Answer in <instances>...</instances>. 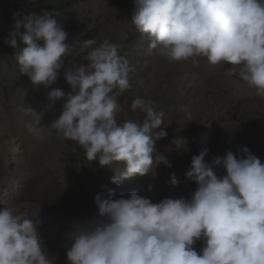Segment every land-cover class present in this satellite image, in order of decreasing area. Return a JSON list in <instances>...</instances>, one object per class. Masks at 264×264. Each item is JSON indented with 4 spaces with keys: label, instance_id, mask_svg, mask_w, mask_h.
Returning <instances> with one entry per match:
<instances>
[{
    "label": "clouds",
    "instance_id": "obj_1",
    "mask_svg": "<svg viewBox=\"0 0 264 264\" xmlns=\"http://www.w3.org/2000/svg\"><path fill=\"white\" fill-rule=\"evenodd\" d=\"M131 24L149 35L148 49L170 62L205 57L212 65H230L227 75L254 87L264 98V0H133ZM53 12L14 14L6 43L13 49L19 72L31 82L49 88L64 68L71 91L52 88L50 107L63 100L51 128L85 151L86 159L113 169L110 182L119 186L137 175L154 174L171 162L155 155L156 141L166 137L165 112L139 96L131 110L144 114L142 122L118 123L123 111L119 97L131 88L135 65L106 38L81 43L88 63L65 65L76 44ZM23 29V31H21ZM22 42L24 47H20ZM42 42V43H41ZM95 45V47H93ZM29 131L40 136L42 114L28 106ZM183 142H186L183 138ZM181 140L172 143L182 148ZM203 148L191 158L186 177L197 184L191 198H150L131 191L113 198L114 189L97 193L98 217L76 221L66 233L69 264H264V163L245 146L243 155L228 150L205 160ZM123 162V169L118 167ZM114 165H116L114 167ZM222 167L226 174L217 175ZM170 183H179L171 174ZM152 185L148 186V190ZM39 221L28 213L0 206V264H53L43 245ZM203 241L198 252L193 245Z\"/></svg>",
    "mask_w": 264,
    "mask_h": 264
},
{
    "label": "rangeland",
    "instance_id": "obj_2",
    "mask_svg": "<svg viewBox=\"0 0 264 264\" xmlns=\"http://www.w3.org/2000/svg\"><path fill=\"white\" fill-rule=\"evenodd\" d=\"M133 10V0H82L62 10L47 11L56 13L58 24L75 38L86 36L85 40L94 39L97 44L110 39L135 65V72L130 74L131 88L119 97L123 111L117 114L118 123L143 121L144 114L130 107L137 96L153 101L156 110L165 112L163 126L168 135L156 141L155 155L165 156L172 166L160 163L154 174L137 175L119 186L110 182L112 168L88 161L81 146L66 141L50 126L63 100L50 107L48 92L52 88L71 91L64 68L46 89L20 74L12 52L0 51V206L7 204L40 222L38 231L53 264H69L66 233L73 222L98 217L94 197L97 193L106 197L104 185L115 190L113 198L122 197V187L129 184L127 196L136 191L153 202L190 199L197 186L181 177L190 167L191 158L203 148L209 149L205 160L210 162L228 150L243 155L241 149L246 146L264 163V98L256 95L254 87L227 75L230 65H212L205 57H197V67L191 59L170 62L150 51L149 35L136 31L131 24ZM3 29L0 19V42ZM88 51L81 46L74 48L65 65H86ZM29 105L42 114L40 136L27 127L32 117L23 110ZM176 138L186 141L180 149L172 143ZM118 167L123 169V162ZM215 171L217 175L226 174L222 167ZM171 174L179 181L175 186L170 183ZM193 247L199 254L203 241Z\"/></svg>",
    "mask_w": 264,
    "mask_h": 264
},
{
    "label": "trees",
    "instance_id": "obj_3",
    "mask_svg": "<svg viewBox=\"0 0 264 264\" xmlns=\"http://www.w3.org/2000/svg\"><path fill=\"white\" fill-rule=\"evenodd\" d=\"M78 2L82 0H0V19L3 20L4 23V38L0 42V51H8L12 52L14 54L15 51H18L19 49H13L10 44L6 43V39H9L8 33L12 30L13 24H14V14L18 13L19 17L22 18L24 15L36 13L39 15H43L47 11H58L62 10L63 7L68 6L72 2ZM67 30V29H63ZM23 31V29H21ZM68 38L66 42H68L69 45L76 44L74 48H77L81 46V43L85 41L86 36L75 38L72 33H67ZM17 40L19 42V38L17 37ZM20 43V47H24L22 42ZM190 168V167H189ZM187 168L182 177V181H189L192 182L194 186H197V184L194 181L189 180L186 177V172L189 169ZM129 188V184H125L122 187V197L126 198L127 191Z\"/></svg>",
    "mask_w": 264,
    "mask_h": 264
}]
</instances>
